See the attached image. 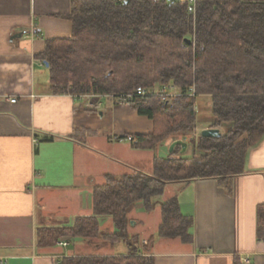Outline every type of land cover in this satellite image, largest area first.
Wrapping results in <instances>:
<instances>
[{
	"label": "crops",
	"instance_id": "crops-1",
	"mask_svg": "<svg viewBox=\"0 0 264 264\" xmlns=\"http://www.w3.org/2000/svg\"><path fill=\"white\" fill-rule=\"evenodd\" d=\"M72 4L0 0V264H57L68 257L124 254L122 244L95 240L91 245L63 239L66 248L57 245L59 240L39 245V232L70 227L77 217L90 216L92 189L106 176L151 174L154 160L172 156L179 146L170 153V145L184 141L168 138L153 149L120 142L121 137L152 134V120L106 98L93 109L86 101L51 91L48 70L36 57L47 41L71 37ZM200 97L211 106L209 96ZM199 121L194 130L199 135L218 128L223 136L231 127H213L210 116ZM180 151L173 157H190L192 147ZM171 198L181 215L193 221L191 243L156 238L161 218L152 226L153 211L145 212L141 204L128 216L133 222L129 236H140L133 248L153 264H233L235 259L264 264V227L259 223L264 136L247 152L245 172L232 179L229 191L216 180H196L168 185L161 201ZM102 228L114 231L110 219Z\"/></svg>",
	"mask_w": 264,
	"mask_h": 264
},
{
	"label": "trees",
	"instance_id": "trees-1",
	"mask_svg": "<svg viewBox=\"0 0 264 264\" xmlns=\"http://www.w3.org/2000/svg\"><path fill=\"white\" fill-rule=\"evenodd\" d=\"M187 7L186 0H73L71 37L47 41L36 57L47 64L54 94L67 93L69 86L70 94L95 95L177 86L184 96L168 104L156 96L129 103L153 122L152 134L135 136L133 143L153 149L182 137L192 147L188 158L173 157L177 147L172 156L154 160L151 174L106 176L92 189L90 216L39 232V245L101 240L124 245V254L68 257L57 264H153L133 248L128 234L129 213L139 204L147 213L160 206L156 238L191 243L193 221L181 215L175 199L161 201L166 187L212 179L229 191L232 179L245 172L247 152L263 138L264 0H196L194 15ZM199 96L210 97L213 127L231 126L221 138L191 137ZM107 219L113 232L102 228ZM259 223L264 227V210Z\"/></svg>",
	"mask_w": 264,
	"mask_h": 264
},
{
	"label": "built area",
	"instance_id": "built-area-1",
	"mask_svg": "<svg viewBox=\"0 0 264 264\" xmlns=\"http://www.w3.org/2000/svg\"><path fill=\"white\" fill-rule=\"evenodd\" d=\"M155 1H164L165 3L169 4V3H173L174 1H181V0H155ZM188 7H187V12L190 15H194L195 14V3L196 0H186ZM69 89L70 86L66 88L67 93L64 94H68L71 96H74L75 98L81 99L83 101H86V106L89 108H99L102 105L101 99L102 98H106L108 100H112V101H116L120 104L123 105H129V103L133 100V99H146L147 97H151V96H156L160 99L161 104H168L170 103L173 99L177 98V97H182L184 96V94L182 93V91L174 85H168V86H160L158 87L156 90L154 89V87L151 88H137L134 92H128V93H124V94H112V95H95L93 93H86V94H70L69 93ZM195 94L193 93V91L191 93L188 94V96H194ZM15 99L11 100V103H15ZM119 141H127L129 143H133L134 142V137L132 136H126V137H121L118 138ZM68 242L60 239L57 242V245L63 248H66L68 246ZM143 244H145L143 242Z\"/></svg>",
	"mask_w": 264,
	"mask_h": 264
},
{
	"label": "rangeland",
	"instance_id": "rangeland-1",
	"mask_svg": "<svg viewBox=\"0 0 264 264\" xmlns=\"http://www.w3.org/2000/svg\"><path fill=\"white\" fill-rule=\"evenodd\" d=\"M207 101L208 100H207L206 97H200L199 96V97H197L195 99V112H196V123H197V125L199 124L198 122H200L199 119L201 120L202 117H203L204 121L207 120V118L209 116L211 118L213 117V115L211 114L210 109H208V107H210V105H208L209 101L208 102ZM218 127H220V126H218ZM223 133H224V131H223ZM191 137L192 138H194V137L196 138V137H200V135L198 133L195 134L194 131H193L192 134H191ZM174 138H179V137H174ZM180 138H182V137H180ZM159 220H160V213H159V209L157 208V209L153 210V212L151 214V222L150 223H151L152 226H155V224L157 222H159ZM139 239H140V236L134 237V240H132L131 243L135 245V244L138 243ZM95 242L99 243V242H101V240H95Z\"/></svg>",
	"mask_w": 264,
	"mask_h": 264
},
{
	"label": "water",
	"instance_id": "water-1",
	"mask_svg": "<svg viewBox=\"0 0 264 264\" xmlns=\"http://www.w3.org/2000/svg\"><path fill=\"white\" fill-rule=\"evenodd\" d=\"M187 42L189 43L190 41L187 40ZM44 65L47 68V64H44ZM200 137L206 138V139H209V138L210 139H218V138L222 137V134L218 128H210V129L202 130L200 132ZM176 146L181 147V151H180L181 154L185 153L187 144L182 140L174 141L169 147V152L172 153L174 147H176ZM130 226L131 227L133 226V222H130Z\"/></svg>",
	"mask_w": 264,
	"mask_h": 264
}]
</instances>
